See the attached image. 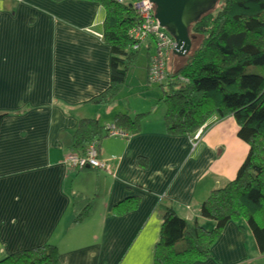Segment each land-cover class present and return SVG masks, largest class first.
I'll list each match as a JSON object with an SVG mask.
<instances>
[{
    "label": "crops",
    "instance_id": "1",
    "mask_svg": "<svg viewBox=\"0 0 264 264\" xmlns=\"http://www.w3.org/2000/svg\"><path fill=\"white\" fill-rule=\"evenodd\" d=\"M103 19L92 2L0 0V261L51 244L60 264H152L164 208L212 229L200 205L233 180L247 154L231 116H211L217 123L191 150L187 136L166 132L163 116L116 100L126 84L95 104L110 85ZM118 115H140L138 132L116 126ZM82 119L102 127L90 143L101 169L66 160L78 155L70 146ZM108 127L127 137L106 135ZM77 198L90 209L74 223ZM245 243V231L229 222L213 260L194 264H245Z\"/></svg>",
    "mask_w": 264,
    "mask_h": 264
},
{
    "label": "trees",
    "instance_id": "2",
    "mask_svg": "<svg viewBox=\"0 0 264 264\" xmlns=\"http://www.w3.org/2000/svg\"><path fill=\"white\" fill-rule=\"evenodd\" d=\"M80 1L96 3L104 11L102 40L110 48V85L93 101L105 105L124 87L128 71L138 57L139 49L132 48L135 41L131 36V30L139 25L134 8L137 0ZM217 5L188 29L192 41L197 36L202 40L196 53L189 55V51L182 57L189 55L187 62L170 77L167 75L168 92L162 98L163 123L168 134L190 137L209 117L231 116L237 125L236 137L247 146V154L233 180L212 191L200 206V217L213 221V229L204 230L195 222L191 224L178 217L173 209L164 208L152 264L213 260L210 250L229 222L242 232L248 229L258 254L264 255V222L258 221L252 212L253 208L264 206V0H218ZM146 51L148 69L150 54L149 49ZM170 54L171 51L166 62ZM5 116L0 114V121ZM139 116L131 120L118 115L114 124L135 134ZM101 130L95 119L80 120L72 135L70 151L84 154L86 147L100 138ZM72 206L74 223L87 217L88 203L77 198ZM0 264L60 262L56 247L44 244L12 254Z\"/></svg>",
    "mask_w": 264,
    "mask_h": 264
},
{
    "label": "rangeland",
    "instance_id": "3",
    "mask_svg": "<svg viewBox=\"0 0 264 264\" xmlns=\"http://www.w3.org/2000/svg\"><path fill=\"white\" fill-rule=\"evenodd\" d=\"M216 3L215 8H218L219 6ZM202 37H195V39L192 41L191 50L189 52V55L195 54L197 51V48L200 46ZM150 41L147 39L146 41H142L139 44V51H138V57L136 60V63L133 67H131L127 74V82L123 90L120 92V94L116 97V100H120V98H126L127 103L130 107H136L141 108L144 107L147 109L148 115L146 117H151L152 119H155V117H162L165 111L164 103L162 102V98L164 96V93L168 92V86L167 83L169 81V78L166 77V79L163 81L162 86L159 84H153V83H147L145 77H142L141 75L143 72L140 71V68L144 65L145 60V53L146 51V45L147 42ZM151 48L149 49V53H154V43H151ZM187 55V56H189ZM182 58L176 55H173L172 53L167 59L166 62V71L168 72V76L170 77L174 72H177L179 68L183 64L187 62V58ZM264 73V72H263ZM121 102V101H119ZM95 149H97L96 146H94ZM73 154H70V156ZM68 156V157H70ZM264 160V155H262ZM68 162V161H67ZM254 217L260 222H264V206L261 205L259 207H255L252 209ZM245 230V236H246V243L244 245L245 252L248 256V261L245 264H264V255H259L255 246V243L251 237V234L249 233L248 229ZM51 245V244H50ZM256 255L260 256L258 259H256ZM262 256V257H261ZM254 258V259H253ZM262 258V259H259Z\"/></svg>",
    "mask_w": 264,
    "mask_h": 264
},
{
    "label": "built area",
    "instance_id": "4",
    "mask_svg": "<svg viewBox=\"0 0 264 264\" xmlns=\"http://www.w3.org/2000/svg\"><path fill=\"white\" fill-rule=\"evenodd\" d=\"M134 8L139 18V25L131 30V36L136 43L149 37L154 39V54L150 58L147 69V80L150 83H157L160 79L165 78L166 58L172 48L175 46L174 41L168 34L162 30L154 18L153 5L148 0H137ZM183 81V80H182ZM107 135L125 137V134L120 133L113 127L107 128ZM196 133L191 140V145L196 137ZM70 156V155H69ZM73 166L82 168L88 167L95 169L101 167V163L97 158L94 145H89L84 155H71ZM70 157L67 158L70 163Z\"/></svg>",
    "mask_w": 264,
    "mask_h": 264
},
{
    "label": "water",
    "instance_id": "5",
    "mask_svg": "<svg viewBox=\"0 0 264 264\" xmlns=\"http://www.w3.org/2000/svg\"><path fill=\"white\" fill-rule=\"evenodd\" d=\"M154 5V18L159 27L174 41L172 54L184 57L191 49L192 23L214 9L218 0H148Z\"/></svg>",
    "mask_w": 264,
    "mask_h": 264
},
{
    "label": "bare ground",
    "instance_id": "6",
    "mask_svg": "<svg viewBox=\"0 0 264 264\" xmlns=\"http://www.w3.org/2000/svg\"><path fill=\"white\" fill-rule=\"evenodd\" d=\"M153 5V4H152ZM153 13H154V5H153ZM156 20V19H155ZM157 22V21H156ZM159 26V25H158ZM149 39L151 40V41H148L147 42V45H146V48L147 49H150L151 48V43H154V40L153 39H151L150 37H149ZM139 42L138 43H134V45H133V49H139ZM149 53V52H148ZM171 53H172V51H171ZM150 54V58L153 56V54L154 53H149ZM150 58H149V61H150ZM149 65V64H148ZM167 75H168V72L166 71V64H165V78L164 79H160L157 83H153V84H159L160 86H162V83H163V81L166 79V77H167ZM183 80V81H182ZM146 81H147V83H150V82H148V80H147V74H146ZM179 81L180 82H182V83H187V80L186 79H183V78H179ZM217 122H211V117H209L207 120H206V122L203 124V125H201L193 134H192V136H190V137H187L188 139H189V145H190V149L192 150H194V149H196V147H197V145H198V143H199V141L201 140V137H203V135H204V133L208 130V129H210L211 127H213L215 124H216ZM120 133H123V134H125V137H127V133H125V132H121V131H119ZM195 133H196V137L194 138V140H193V142H192V145H191V140H192V138H193V136L195 135ZM106 135H107V133H106ZM109 136V135H108ZM90 145H94V144H90ZM86 152V151H85ZM77 156H80V155H77ZM68 158V157H67ZM67 158H66V160H67ZM73 164V160L71 159V157H70V163H69V165L70 166H72V167H74V168H78V167H75V166H73L72 165ZM102 165H101V167H98V168H95V169H101V168H103L104 167V164L103 163H101ZM84 168H88V167H84ZM209 196V195H208ZM203 203V202H202ZM201 206V205H200ZM179 217V216H178ZM192 224V223H191ZM214 226H215V224H214ZM199 227H201L202 229H204V230H207L206 228H204L203 226H199ZM213 229V228H212ZM211 230V229H210ZM219 239H220V237H219ZM218 239V240H219ZM218 240H217V242H218ZM216 242V243H217ZM215 243V244H216ZM215 244L212 246V248L215 246ZM211 248V249H212ZM211 251V250H210Z\"/></svg>",
    "mask_w": 264,
    "mask_h": 264
},
{
    "label": "clouds",
    "instance_id": "7",
    "mask_svg": "<svg viewBox=\"0 0 264 264\" xmlns=\"http://www.w3.org/2000/svg\"><path fill=\"white\" fill-rule=\"evenodd\" d=\"M116 137H120V136H116Z\"/></svg>",
    "mask_w": 264,
    "mask_h": 264
}]
</instances>
